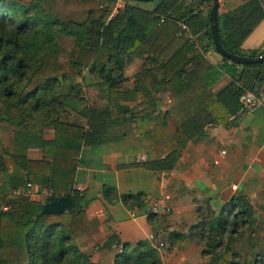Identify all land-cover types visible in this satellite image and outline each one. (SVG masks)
<instances>
[{
	"label": "trees",
	"instance_id": "obj_1",
	"mask_svg": "<svg viewBox=\"0 0 264 264\" xmlns=\"http://www.w3.org/2000/svg\"><path fill=\"white\" fill-rule=\"evenodd\" d=\"M123 1L125 6L112 15L117 0H0V264H163L160 250L188 237L203 248L205 264H264L259 214L241 194L219 210L208 199L206 213L197 208L200 222L188 236L173 233L165 242L156 236L155 245L148 240L132 245L114 234L97 244L96 262L76 244L92 231L86 212L92 200L75 188L83 147L138 137L151 157L142 165L172 172L185 144L200 141L210 124L235 126L244 109L243 94L263 96L264 63L237 65L223 57V64L215 66L196 53L185 36L178 37V23L193 10L186 7L188 0L149 1L156 3L152 11L128 4L139 1ZM201 2L210 13L211 0ZM263 18L264 0L218 14L223 47L234 55H264H246L239 49ZM207 35L218 52L210 15ZM133 63L140 71L129 88L126 71ZM224 72L231 82L214 91ZM86 74L99 80L87 86L89 96L97 92L94 100L81 86L62 91ZM93 85L100 91L94 92ZM162 91L171 94L169 102L158 97ZM73 115L82 117L85 125L73 123ZM45 127L53 129V138L42 140L41 160L14 153L16 132ZM28 184L41 186L51 196L44 202L30 199ZM17 190L25 194L15 196ZM103 195L128 211L146 208L142 192L120 195L116 186L105 185ZM62 196L74 201L73 211L42 212L46 203ZM156 217L148 215V220ZM245 228L249 234L241 232ZM237 234L247 237L250 254H241L235 246Z\"/></svg>",
	"mask_w": 264,
	"mask_h": 264
},
{
	"label": "crops",
	"instance_id": "obj_2",
	"mask_svg": "<svg viewBox=\"0 0 264 264\" xmlns=\"http://www.w3.org/2000/svg\"><path fill=\"white\" fill-rule=\"evenodd\" d=\"M248 1L250 0H219V14L234 10ZM125 4L123 0H117L112 15H115L117 9L124 7ZM128 4L149 11L156 7L154 2L129 1ZM185 5L193 10L185 21L178 24L183 23L187 26V35H191L194 40L192 44L195 52L203 54L211 64L220 66L223 64V56L216 52L208 41V16L210 15L208 4L202 3L201 0H188ZM180 42H177L175 48L180 45ZM239 49L246 55L252 51L264 52V18L244 39ZM128 68L126 71L128 81L125 84L133 88L136 73L130 74V67ZM236 69L242 70L239 67ZM231 80L230 75L224 72L220 80L215 83L214 91L225 87ZM150 84L151 82H148L149 86ZM158 97L165 102L172 99L171 94L165 91L159 93ZM260 100L262 106L253 111L244 108L231 129H225L213 123L205 128L204 137L200 141L187 142L183 156L172 172H155L142 165L151 157L145 143L138 137L100 146L83 147L77 159L75 188L84 191L87 199L92 200L86 208L92 226V235L95 233L98 237L102 236L104 240L101 243H104L106 239L116 234L122 242L136 245L139 241L148 240L153 228L157 227L153 220L151 222L148 220L147 216L143 217L142 221L138 220L141 215H144L143 211H128L121 202L108 203L103 195L105 185L116 186L120 195L145 193L149 201L146 203L144 212L155 202L165 206L171 205L169 201L172 200V194L170 195L168 185L173 184L172 181L183 183L189 179L190 182L184 183H188L192 196L198 199L211 198L215 203L220 201L219 204L224 195L228 198L234 194L254 196L256 190L264 187V88ZM52 138L53 136L44 140ZM201 185L202 189H200ZM36 187L43 193L46 191L41 186ZM157 194L158 197H156ZM124 214L128 220L131 219L139 224L141 231L145 232L144 236H140V231L137 232V230L136 234L133 232L132 235L126 234L123 230ZM163 229H170V227L168 228L165 224ZM184 242L178 246H195L190 239L186 238ZM175 250L174 253L172 252L174 256L178 249ZM172 253L162 258L163 264H168ZM184 259L187 260L181 264H205L202 260L200 263L197 256H184Z\"/></svg>",
	"mask_w": 264,
	"mask_h": 264
},
{
	"label": "rangeland",
	"instance_id": "obj_3",
	"mask_svg": "<svg viewBox=\"0 0 264 264\" xmlns=\"http://www.w3.org/2000/svg\"><path fill=\"white\" fill-rule=\"evenodd\" d=\"M22 1L30 2V0H22ZM139 70L140 69L137 63H133L132 65H130V74L137 73ZM92 82H94V84H98L99 80L95 78L90 79L88 75L86 74L83 80L75 78L72 82H70L69 86L64 87L62 91L63 92L68 91L70 87L72 86L73 87L81 86V88H83L82 89L83 93L88 95L89 94L88 90L90 91V89L87 90V86H89ZM92 90L94 92L96 90L100 91V88L98 85H93ZM96 95H97V92H95L92 96H89V95L88 96L89 98H91V100H94ZM82 113L85 115L86 111H83ZM71 121H73V123H76V124L85 125V121L83 120V118L77 115H73ZM52 136H53V129L50 127H45L42 129L37 128L35 129V131L31 133L30 131L29 132L18 131L16 132V135H15L16 139H15V144H14V153L19 156H25L28 159L41 160L43 157L42 151H41L42 140H44L45 138H50ZM185 181L188 182L189 179L188 180L186 179ZM185 181H183V183L172 181L173 184L168 185V190L170 191V195L172 194V200L169 201L171 202V205L170 206L168 205L171 208V212L167 215L157 216L156 218L153 219V223L157 227L153 228V231L151 234H155L163 242L168 241L170 234H173V233H180V234H185L184 236H188L190 234L191 227H193L194 225L200 222L199 215L197 213V208L201 206L202 208L205 209V213L207 211L208 205L206 201L208 199H198L197 197L192 196L191 189L188 183L187 184L184 183ZM202 188L203 186L201 185L200 189ZM255 192L256 193L253 194L254 196L247 195V197L252 202L254 207H256V210L259 214V224L261 228V232L259 236L261 240H264V187L256 190ZM12 194L13 192H11L8 195L9 199H12V196H13ZM234 195H237V194H234ZM28 196L32 200H37L41 202H44V200L46 199L43 195V191L34 185ZM233 196L230 195V197L228 198L227 196L224 195L222 197L221 203L219 204L218 202L220 201H218L217 202L218 204L216 203L214 205V208L216 210H219L221 207V204L229 201ZM156 197H158V194ZM146 200H147L146 203H148L149 198L147 197ZM162 205L165 206V204H162ZM143 213L144 215L143 216L141 215V218L139 217L140 219L138 220L142 221L144 220L145 216L148 217V215L144 211ZM124 215H125V218H124L125 222L123 223V230L126 232V234L132 235V232L136 234V230H137V232L140 231V234H139L140 236H144L145 232L141 231V229L139 228V224L137 222L132 221L131 219L128 220L126 218L127 217L126 214ZM109 219H108V222H110ZM165 224L168 225V228L170 227V229H163V226ZM159 226L161 227L159 228ZM241 232L243 233L246 232L247 234H249V232L247 231V228L243 229V231ZM90 233L87 236L81 238L80 240H77L76 244L78 245L79 248H81V250L85 254L89 256V258L93 262L94 261L96 262L98 260L97 255H96V246L98 243L102 244L101 242L104 239L102 240V236L98 237V235H95V233L94 235ZM235 238H236L235 246L238 247V250L241 252V254H244V255L250 254L251 250L246 240L247 237L244 236L241 238V236L237 234L235 235ZM187 239L188 240L190 239L191 241H193L195 246L179 247L178 245L185 243L184 242L185 239L183 240L178 239L175 243L173 242L174 244L171 246L170 245L168 246V244H166L165 249H162L161 247L160 249L162 250H160L161 251L160 257L163 258L169 255L170 252L172 253L175 249L176 250L178 249L180 252L178 250L177 251L175 250L177 252L175 256L173 254L174 252L171 254L172 257L169 258L168 256L169 258L168 264L184 263V261L187 260V259L183 260L184 256H193V257L197 256V260H200V263H201V260L204 261V263H206L207 260L204 259L201 254V251L203 248L200 245H198L195 240H192L190 237H188ZM148 243L151 244L149 240H148Z\"/></svg>",
	"mask_w": 264,
	"mask_h": 264
},
{
	"label": "water",
	"instance_id": "obj_4",
	"mask_svg": "<svg viewBox=\"0 0 264 264\" xmlns=\"http://www.w3.org/2000/svg\"><path fill=\"white\" fill-rule=\"evenodd\" d=\"M140 2H149L155 0H136ZM219 0H211L210 9V27L213 35V41L216 50L225 58L231 60L237 65H254L264 63V55L251 57V56H241L229 53L221 44L220 33H219ZM75 209L74 201L67 197H56L52 201L46 203L43 206L42 212L48 215H62L65 212L73 211Z\"/></svg>",
	"mask_w": 264,
	"mask_h": 264
},
{
	"label": "built area",
	"instance_id": "obj_5",
	"mask_svg": "<svg viewBox=\"0 0 264 264\" xmlns=\"http://www.w3.org/2000/svg\"><path fill=\"white\" fill-rule=\"evenodd\" d=\"M165 19H162L161 22H164ZM180 26V32L178 33V37L182 38V37H186L191 43H194V40L192 38L191 35H187V31L188 28L185 24L181 23L179 24ZM241 103L243 104L245 110H249V111H253L256 108L262 106V101L260 100V98L254 94V93H247L245 95H243L240 98ZM224 153V152H223ZM28 188L29 191L26 193L27 195L30 194V191L33 188L32 184H28ZM25 192L23 190H17L14 192L15 196H21L24 195ZM45 198H49L51 196L50 192L45 191L43 193ZM171 212V208L168 206H163L162 204H160L159 202H155L151 205L150 208L147 209V211L145 212L147 215H154V216H163V215H167ZM149 242L153 245H155L157 243V237L155 234H151L149 235L148 238ZM160 246L162 247L163 244L161 243Z\"/></svg>",
	"mask_w": 264,
	"mask_h": 264
}]
</instances>
